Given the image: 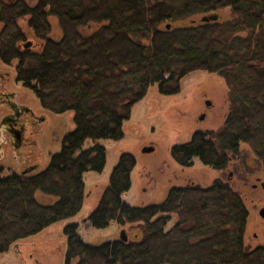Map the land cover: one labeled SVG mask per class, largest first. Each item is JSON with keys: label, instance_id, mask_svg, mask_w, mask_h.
Instances as JSON below:
<instances>
[{"label": "trees", "instance_id": "trees-1", "mask_svg": "<svg viewBox=\"0 0 264 264\" xmlns=\"http://www.w3.org/2000/svg\"><path fill=\"white\" fill-rule=\"evenodd\" d=\"M210 15L216 20L201 21ZM49 17L56 20V37ZM21 19H27V33ZM28 36L38 41L37 52L31 43L23 47ZM14 61L15 80L43 110L72 113L74 128L42 170L29 166L0 177V255L79 212L83 174L101 173L105 165L104 148L82 150L85 140H120L132 106L151 86L176 94L180 80L194 71L224 81L230 109L216 132H196L172 147V160L189 167L196 158L223 172L247 145L264 184V0H0V62ZM13 98L0 94L10 111L0 121V136L13 138L15 122L24 118L13 111ZM41 121H33L36 136ZM20 144L13 139L14 148ZM134 164L129 154L118 157L87 222L97 230L111 222L139 230L132 239L91 246L75 224L68 225L63 264H264V246L245 242L248 210L227 183L173 187L159 203L132 207L121 196Z\"/></svg>", "mask_w": 264, "mask_h": 264}, {"label": "rangeland", "instance_id": "rangeland-1", "mask_svg": "<svg viewBox=\"0 0 264 264\" xmlns=\"http://www.w3.org/2000/svg\"><path fill=\"white\" fill-rule=\"evenodd\" d=\"M26 22L27 19L18 21L25 33ZM48 22L52 29L50 36H58L56 20L49 17ZM93 29L94 26L83 28L82 33L87 35ZM26 41L32 44V52L38 51L36 39L28 36ZM16 63L14 61L10 66H5L0 62V73L8 74L4 76L8 79L0 84V94L12 93L15 104L29 108L36 118H44V121L36 136V131L28 124V117H24L18 125L23 124L26 129L21 144L16 148L8 133L0 136V177L21 173L29 166L36 168V171L42 170L50 157L61 149L63 138L74 128L72 113L58 115L43 110L35 95L15 80ZM229 109L227 88L215 74L191 72L180 80L179 91L172 95H162L157 85L151 86L144 98L132 106L129 119L122 125L120 140L84 141L82 150L94 144L104 148L105 165L101 173L89 171L83 174L85 196L79 212L20 241L16 252L11 247L0 255V264H63L66 248L63 230L71 224L77 226L76 234L86 245L98 246L118 238L122 230L128 239H132L138 227L121 230L115 222H111L108 227L97 230L87 222L122 154L131 155L135 162L130 172V188L121 196L126 204L132 207L156 204L173 187L195 185L205 189L219 180L227 183L242 197L248 210L246 244L250 247L264 246V218L259 216V210L264 208V188L260 187L262 177L258 163L247 145L239 146L238 156L223 172L203 166L196 158L192 160L191 166L181 167L170 155L172 147L187 143L194 133L219 130ZM9 113L8 108L0 106V121ZM201 114L204 115L203 120H199ZM32 140L33 145L30 142ZM147 146H153V152L142 153V149ZM174 223L173 216L165 229L168 230Z\"/></svg>", "mask_w": 264, "mask_h": 264}, {"label": "flooded vegetation", "instance_id": "flooded-vegetation-1", "mask_svg": "<svg viewBox=\"0 0 264 264\" xmlns=\"http://www.w3.org/2000/svg\"><path fill=\"white\" fill-rule=\"evenodd\" d=\"M15 104V102H14ZM0 106L2 107V99L0 100ZM13 111H16V112H24V117L27 116L28 117V124L31 126H33V121L34 119H40L42 120L41 122L44 121V118H36L32 111L27 108V107H24V106H20L19 104H15L14 107H13ZM19 113H17L16 115H18ZM15 115V114H14ZM202 115V114H201ZM204 116V115H203ZM204 118V117H203ZM2 121V119H1ZM15 125H16V128H13V139H15V141L17 142V144H20V140L23 139V135H24V131H25V127L23 124L21 125H18V123L15 122ZM15 135H18V138L15 137Z\"/></svg>", "mask_w": 264, "mask_h": 264}, {"label": "water", "instance_id": "water-1", "mask_svg": "<svg viewBox=\"0 0 264 264\" xmlns=\"http://www.w3.org/2000/svg\"><path fill=\"white\" fill-rule=\"evenodd\" d=\"M216 18H217L216 15H210V16H208V17H202V18H201V21H203V22L213 21V20H216ZM167 27H168V26H167ZM29 46H30V42H27L26 44H24L23 47H24V48H27V47H29ZM205 105L208 106L209 103L206 102ZM203 117H204V116L201 115V116L199 117V120H203ZM15 137L18 138V135H15ZM153 150H154L153 146H147V147H145V148L142 149V153H151V152H153ZM260 187H261V188H264V184L261 183ZM259 216H260L261 218H264V208H262V209L259 210ZM119 238H120L122 241H126V237H125V234H124L123 231H121V232L119 233ZM13 247L15 248L14 251L16 252V249H17L18 245H14Z\"/></svg>", "mask_w": 264, "mask_h": 264}]
</instances>
